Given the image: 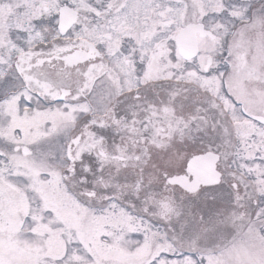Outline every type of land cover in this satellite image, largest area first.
Wrapping results in <instances>:
<instances>
[{"label": "snow or ice", "instance_id": "snow-or-ice-1", "mask_svg": "<svg viewBox=\"0 0 264 264\" xmlns=\"http://www.w3.org/2000/svg\"><path fill=\"white\" fill-rule=\"evenodd\" d=\"M0 264H264V0H0Z\"/></svg>", "mask_w": 264, "mask_h": 264}]
</instances>
